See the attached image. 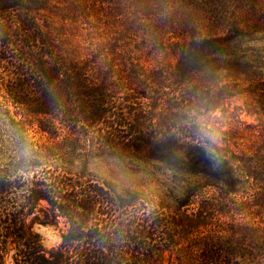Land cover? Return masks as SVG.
Returning a JSON list of instances; mask_svg holds the SVG:
<instances>
[{"label":"trees","instance_id":"trees-1","mask_svg":"<svg viewBox=\"0 0 264 264\" xmlns=\"http://www.w3.org/2000/svg\"><path fill=\"white\" fill-rule=\"evenodd\" d=\"M166 1L189 21L170 46L177 93L158 130L144 125V109L130 110L138 130L122 147L170 164L182 182L173 205L46 171L4 177L0 264L12 248L14 264H264V47L257 46L264 41V0ZM16 25L14 34L5 27L0 37L1 67L17 70L22 80L5 87L13 104L43 116L66 104L77 107L81 126L103 124L110 113L107 80L95 81L83 63L61 56L50 38L41 42L31 20L21 16ZM10 50L25 55L13 58ZM28 68L41 78L34 79L35 92L27 87ZM243 95L254 102L232 103ZM242 114L256 116L258 127L245 125ZM238 125L253 132L249 146L237 143ZM213 130L221 141L211 138ZM37 209L41 224L67 222L56 249L44 250L29 225Z\"/></svg>","mask_w":264,"mask_h":264},{"label":"rangeland","instance_id":"rangeland-1","mask_svg":"<svg viewBox=\"0 0 264 264\" xmlns=\"http://www.w3.org/2000/svg\"><path fill=\"white\" fill-rule=\"evenodd\" d=\"M176 5L166 0H0L5 9L0 15V37L5 27L16 32L17 18L31 20L40 30L41 42L47 44L50 38L61 56L83 63L95 81L107 80L110 103L107 119L92 129L77 123V107L66 104L53 115L27 114L5 90L17 87L21 77L15 69L2 68L0 60V179L46 171L66 182L92 180L116 194L133 191L172 206L182 182L170 164L157 156H136L122 146L125 136L138 130L130 110L144 109V125L150 123L158 130L177 93L172 76L176 57L170 46L179 26L189 21L188 13ZM257 46L264 47V41ZM23 52L10 50L8 56L23 58ZM31 72L28 68L25 79L35 92L34 79L41 78ZM245 102L254 100L243 95L232 101L241 107ZM241 117L245 125L258 127L256 116ZM245 125H238L240 147L254 139ZM211 138L221 141L217 130ZM47 207L41 203V209ZM38 209L29 217V225L44 250L56 249L67 222L58 217L53 225L41 224L44 218ZM13 254L12 248L5 264H14Z\"/></svg>","mask_w":264,"mask_h":264}]
</instances>
